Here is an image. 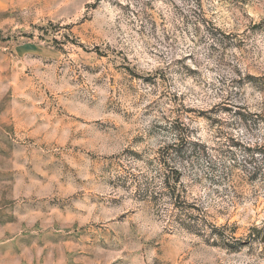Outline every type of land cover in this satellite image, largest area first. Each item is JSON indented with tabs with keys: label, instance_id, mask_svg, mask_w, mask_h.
I'll return each mask as SVG.
<instances>
[{
	"label": "rangeland",
	"instance_id": "obj_1",
	"mask_svg": "<svg viewBox=\"0 0 264 264\" xmlns=\"http://www.w3.org/2000/svg\"><path fill=\"white\" fill-rule=\"evenodd\" d=\"M0 264H264V0H0Z\"/></svg>",
	"mask_w": 264,
	"mask_h": 264
}]
</instances>
